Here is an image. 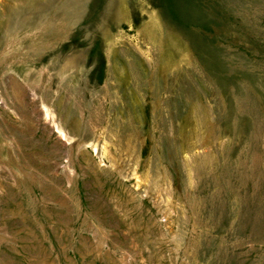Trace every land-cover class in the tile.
<instances>
[{"label":"rangeland","instance_id":"1","mask_svg":"<svg viewBox=\"0 0 264 264\" xmlns=\"http://www.w3.org/2000/svg\"><path fill=\"white\" fill-rule=\"evenodd\" d=\"M0 264H264V0H0Z\"/></svg>","mask_w":264,"mask_h":264}]
</instances>
